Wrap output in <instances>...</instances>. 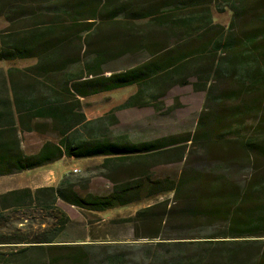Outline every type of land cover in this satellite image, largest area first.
I'll use <instances>...</instances> for the list:
<instances>
[{
    "label": "trees",
    "instance_id": "trees-1",
    "mask_svg": "<svg viewBox=\"0 0 264 264\" xmlns=\"http://www.w3.org/2000/svg\"><path fill=\"white\" fill-rule=\"evenodd\" d=\"M213 8L231 11L227 26ZM0 22V61L33 60L0 67V176L102 157L110 184L94 193L67 172L55 186L0 193V225L8 211L43 216L36 230L0 234L14 246L0 264H264V0H0ZM137 53L147 58L105 71ZM128 85L121 103L86 116L84 98ZM186 85L204 93L193 133L114 132L116 111H163ZM25 133L42 136L34 152ZM166 164H181L176 176L155 174ZM166 193L121 219L138 242L62 237L71 219L58 201L102 211Z\"/></svg>",
    "mask_w": 264,
    "mask_h": 264
},
{
    "label": "rangeland",
    "instance_id": "rangeland-1",
    "mask_svg": "<svg viewBox=\"0 0 264 264\" xmlns=\"http://www.w3.org/2000/svg\"><path fill=\"white\" fill-rule=\"evenodd\" d=\"M231 11L225 8L217 11L213 8V21L227 26L231 19ZM1 25V22H0ZM147 58L145 53L124 55L116 60L110 61L104 66L106 72L126 69L140 63ZM33 60H14L11 62L0 61V67L6 69L11 65L26 66ZM135 90V86L128 85L117 90L102 92L83 99V110L88 118H94L108 112L111 108L121 103L129 94ZM204 104V93L192 90L190 85L174 87L165 97V110L156 112L151 107L130 108L116 111L117 124L114 125L115 133H127L133 140L151 139L159 136L190 132L193 133L199 114ZM48 138L55 135L49 134ZM42 139L36 133H25L23 135V149L26 153L34 152ZM102 161V157H93L84 165L76 166L72 171L76 175H84L89 178L88 190L103 194L108 191L110 184L99 175L96 166ZM181 164H166L154 168L155 174L159 176H176ZM17 174L0 176V192L5 188L13 186L18 179ZM170 197L169 193L158 195L139 202H133L126 206L109 210L108 212H90L78 207L58 201V206L64 210L72 219L68 229L62 234L63 238L76 239L87 236V241L95 239L99 241H124L138 242L133 237V229L130 222L121 219L133 215L136 210L157 200ZM28 220H24L23 213L7 212L8 220L0 225V234L25 233L28 226L32 230L39 228L42 221L40 211H29ZM140 242V241H139ZM14 246L0 244V251L9 250Z\"/></svg>",
    "mask_w": 264,
    "mask_h": 264
},
{
    "label": "crops",
    "instance_id": "crops-1",
    "mask_svg": "<svg viewBox=\"0 0 264 264\" xmlns=\"http://www.w3.org/2000/svg\"><path fill=\"white\" fill-rule=\"evenodd\" d=\"M22 147H23V143H22ZM90 158H93V157L75 158V157H69V156H62L60 159L56 161H53V162H50V163H47V164H44L38 167L22 170L20 172H16L12 174H8V175L17 174L19 177L13 186L5 188L0 193L6 192L11 189L22 188V187H29L31 189H35V188L43 187V186H55L57 185V183L63 177L64 174H66L67 172H72L73 169L76 168V166L78 165H84L87 162V160H89ZM123 206H126V205H123ZM119 207L121 206H116V207L109 208V209L102 210V211H90V212H96V213L108 212L109 210H113ZM81 210H84V209H81ZM71 222H72V219L69 222L66 230L68 229ZM86 238L88 237L87 236L78 237V239H85V241H87ZM68 239H72V238H68Z\"/></svg>",
    "mask_w": 264,
    "mask_h": 264
},
{
    "label": "built area",
    "instance_id": "built-area-1",
    "mask_svg": "<svg viewBox=\"0 0 264 264\" xmlns=\"http://www.w3.org/2000/svg\"><path fill=\"white\" fill-rule=\"evenodd\" d=\"M75 169H77V168H74L73 171H74Z\"/></svg>",
    "mask_w": 264,
    "mask_h": 264
}]
</instances>
